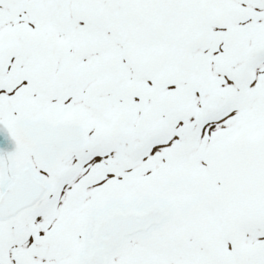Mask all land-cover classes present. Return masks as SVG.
<instances>
[{
  "label": "snow or ice",
  "instance_id": "6c2138e0",
  "mask_svg": "<svg viewBox=\"0 0 264 264\" xmlns=\"http://www.w3.org/2000/svg\"><path fill=\"white\" fill-rule=\"evenodd\" d=\"M0 264H264V0H0Z\"/></svg>",
  "mask_w": 264,
  "mask_h": 264
}]
</instances>
